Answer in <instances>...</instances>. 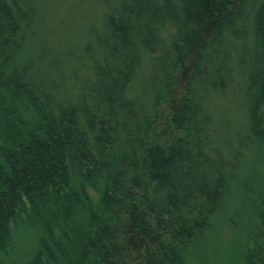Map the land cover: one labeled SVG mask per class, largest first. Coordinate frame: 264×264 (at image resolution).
<instances>
[{
	"label": "trees",
	"instance_id": "trees-1",
	"mask_svg": "<svg viewBox=\"0 0 264 264\" xmlns=\"http://www.w3.org/2000/svg\"><path fill=\"white\" fill-rule=\"evenodd\" d=\"M83 1L0 0V264H264V0Z\"/></svg>",
	"mask_w": 264,
	"mask_h": 264
},
{
	"label": "rangeland",
	"instance_id": "rangeland-1",
	"mask_svg": "<svg viewBox=\"0 0 264 264\" xmlns=\"http://www.w3.org/2000/svg\"><path fill=\"white\" fill-rule=\"evenodd\" d=\"M64 1V0H63ZM66 1H72L74 2V0H66ZM97 0H92V3L93 2H96ZM60 4V3H59ZM70 4V2H69ZM91 4V0H85L83 1L82 3H79L78 7L75 8L73 10V12L71 11V13H67V15H62L64 18L66 16H68L69 18V21L71 22H75L76 24H82V26L84 27H81V30L84 31L87 29V23L86 22H83V12L85 11V8ZM64 10V9H63ZM92 12L95 13V7L92 9ZM102 16V15H101ZM57 21V7L52 11L51 15H50V23L48 22L47 24V31L49 35H52L53 30H56L54 31V35L52 37H57V26L54 25V23ZM89 25V24H88ZM89 27V26H88ZM86 37V36H85ZM67 38V37H66ZM227 242H225L226 246H225V249L223 250L224 252H227L229 250H231L232 254H234L235 252H237V250L240 248L239 245L236 243V241L234 240V238L231 237V239L227 238ZM25 245V236H23L20 240V243H19V247H18V251L20 252L21 251V247ZM234 252V253H233ZM233 256V255H232ZM231 256V257H232ZM230 262L232 261V258L231 260H229ZM229 262V263H230Z\"/></svg>",
	"mask_w": 264,
	"mask_h": 264
}]
</instances>
